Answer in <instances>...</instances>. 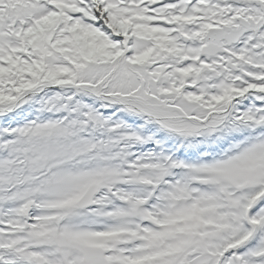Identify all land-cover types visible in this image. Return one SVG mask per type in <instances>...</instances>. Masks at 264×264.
Returning <instances> with one entry per match:
<instances>
[{"label":"snow or ice","instance_id":"snow-or-ice-1","mask_svg":"<svg viewBox=\"0 0 264 264\" xmlns=\"http://www.w3.org/2000/svg\"><path fill=\"white\" fill-rule=\"evenodd\" d=\"M0 264H264V0H0Z\"/></svg>","mask_w":264,"mask_h":264}]
</instances>
